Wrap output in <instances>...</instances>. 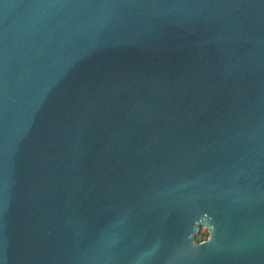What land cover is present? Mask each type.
I'll return each mask as SVG.
<instances>
[{"label":"water","instance_id":"water-1","mask_svg":"<svg viewBox=\"0 0 264 264\" xmlns=\"http://www.w3.org/2000/svg\"><path fill=\"white\" fill-rule=\"evenodd\" d=\"M0 264H264V0H0Z\"/></svg>","mask_w":264,"mask_h":264},{"label":"clouds","instance_id":"clouds-1","mask_svg":"<svg viewBox=\"0 0 264 264\" xmlns=\"http://www.w3.org/2000/svg\"><path fill=\"white\" fill-rule=\"evenodd\" d=\"M200 223H203V225L205 226V230H207L209 234H208L207 239H206L205 242L199 243L198 245L197 244H192L193 247L201 246V245H203V244H205L207 242H210L211 239H212L213 228L212 227H209L208 223H206V222L201 221ZM193 234H194V232H193ZM193 234H192V236H193ZM192 236L190 237L191 240H192Z\"/></svg>","mask_w":264,"mask_h":264},{"label":"rangeland","instance_id":"rangeland-1","mask_svg":"<svg viewBox=\"0 0 264 264\" xmlns=\"http://www.w3.org/2000/svg\"><path fill=\"white\" fill-rule=\"evenodd\" d=\"M208 236V231L205 230V227L204 226H200L198 232L195 234L194 236V241H202L204 239H206Z\"/></svg>","mask_w":264,"mask_h":264}]
</instances>
